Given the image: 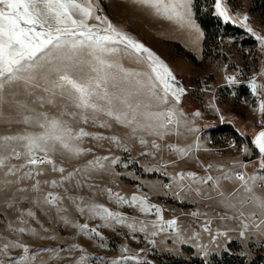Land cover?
I'll use <instances>...</instances> for the list:
<instances>
[{
	"label": "rangeland",
	"instance_id": "1",
	"mask_svg": "<svg viewBox=\"0 0 264 264\" xmlns=\"http://www.w3.org/2000/svg\"><path fill=\"white\" fill-rule=\"evenodd\" d=\"M199 4L0 0V264H264V0Z\"/></svg>",
	"mask_w": 264,
	"mask_h": 264
},
{
	"label": "trees",
	"instance_id": "2",
	"mask_svg": "<svg viewBox=\"0 0 264 264\" xmlns=\"http://www.w3.org/2000/svg\"><path fill=\"white\" fill-rule=\"evenodd\" d=\"M206 1L211 2L212 0H206ZM199 3L200 0H193L195 17L201 29L204 31L205 38L203 44L204 47L206 48L208 46V42L211 38L212 33H214L216 29L221 26V22L212 16V12L209 7L206 9L205 13L201 12Z\"/></svg>",
	"mask_w": 264,
	"mask_h": 264
},
{
	"label": "crops",
	"instance_id": "3",
	"mask_svg": "<svg viewBox=\"0 0 264 264\" xmlns=\"http://www.w3.org/2000/svg\"><path fill=\"white\" fill-rule=\"evenodd\" d=\"M189 174H191V173H189ZM194 175V174H193ZM193 175L192 176H190L189 175V177L190 178H192V179H194L195 180V178H193ZM208 178L211 180L212 178L210 177V176H208ZM213 178H215L216 179V181H217V178L216 177H213ZM189 179V178H188ZM213 181V180H212ZM215 181V180H214ZM186 183H187V186L185 185V191L184 192H182V196L183 197H189V198H191V197H196V196H194V193H193V189L192 188H196L197 187V192H199V190L200 191H202V189L204 188V186H205V183H203V182H200V183H198V181H193V182H191L190 181V179L188 180V181H185ZM195 183H198L197 185L195 184ZM200 184V185H199ZM215 184H217V182H215ZM184 185V184H183ZM214 188H210V191H207V192H209L211 195V197L214 195V190H213ZM200 194H203V192H200ZM197 197H199L200 198V195L199 196H197ZM210 210H212L211 208H210ZM214 210H215V207H214Z\"/></svg>",
	"mask_w": 264,
	"mask_h": 264
}]
</instances>
